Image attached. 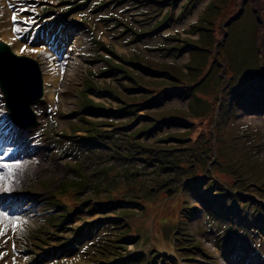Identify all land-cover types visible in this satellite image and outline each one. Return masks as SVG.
Segmentation results:
<instances>
[{"label": "rangeland", "instance_id": "1", "mask_svg": "<svg viewBox=\"0 0 264 264\" xmlns=\"http://www.w3.org/2000/svg\"><path fill=\"white\" fill-rule=\"evenodd\" d=\"M253 26L254 24L252 22L246 21L228 27L227 31H229L231 35L224 46H222V50L225 55H228L231 58L232 62L230 64L225 63V67L232 65L235 71L251 69L254 67L251 57V49L249 47V38ZM205 27L208 29H212L211 25ZM190 55L191 64H198L199 58L197 52L190 51ZM229 84L230 77L228 76L227 72L221 74L220 72L213 70L201 85V91L204 93L205 97L198 103H191L189 106L190 112L187 110V116H181L182 119H189V115H193L198 117V119H202L205 116V112L207 110V107L209 106L210 101L218 99L219 96H221L222 89L224 87H228ZM221 111L222 114L220 118H216L212 122L215 138L213 139L211 144L218 166H223V164L227 162L228 170H232L233 166L230 162H233L235 160L231 157L230 152L237 147L238 141L233 138H227L225 136L229 129L231 119L227 114V109L224 104H222L221 106ZM44 163L45 162H43L42 164L36 163L33 166L35 167V169L26 173L38 175V170L41 165H44ZM6 171H8V169H6L3 173L0 172V180L8 175ZM209 176L211 178H215L217 176L216 171L210 169ZM39 177L44 178L45 176L40 175ZM135 218L139 220L140 216L136 215ZM140 239H145V235L141 233ZM35 253H38V250H35Z\"/></svg>", "mask_w": 264, "mask_h": 264}, {"label": "snow or ice", "instance_id": "2", "mask_svg": "<svg viewBox=\"0 0 264 264\" xmlns=\"http://www.w3.org/2000/svg\"><path fill=\"white\" fill-rule=\"evenodd\" d=\"M13 19L15 20L16 18L13 17ZM14 31H20V29H14ZM23 51H24V49L22 48L21 52H23ZM32 51H36V50L32 49ZM0 151H2L3 156H7L10 153V149L9 148H2V149H0ZM3 156H0V160L3 159ZM0 168H7L9 174H11V172H12V168H11V166L8 163H0Z\"/></svg>", "mask_w": 264, "mask_h": 264}, {"label": "bare ground", "instance_id": "3", "mask_svg": "<svg viewBox=\"0 0 264 264\" xmlns=\"http://www.w3.org/2000/svg\"><path fill=\"white\" fill-rule=\"evenodd\" d=\"M0 28L2 29L1 34L3 35V37H4L5 39H7V38H8V32H7V30H6V26L3 25V26H1Z\"/></svg>", "mask_w": 264, "mask_h": 264}]
</instances>
